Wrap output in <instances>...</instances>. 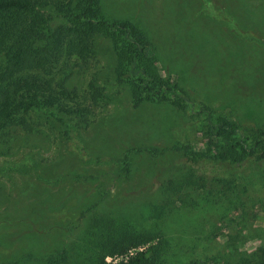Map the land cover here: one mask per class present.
<instances>
[{
  "label": "rangeland",
  "instance_id": "1",
  "mask_svg": "<svg viewBox=\"0 0 264 264\" xmlns=\"http://www.w3.org/2000/svg\"><path fill=\"white\" fill-rule=\"evenodd\" d=\"M217 4V0H97L95 7L106 24L127 21L150 37L155 44L156 56L149 55L155 75L171 78L194 103L264 131V24L252 19L260 30H232L234 38L230 37L222 29L232 26L230 15L238 12L221 16ZM218 19L220 26L214 21ZM48 22L55 26L64 20L52 17ZM113 32L95 34L84 55L60 59L50 74L28 72L47 80L56 97L54 83L62 75L61 68L68 74L66 86L72 90L68 103L84 107L86 120L75 127L83 149H68L59 127L45 119V113L18 114L13 123L1 128L0 264L18 262L19 254L43 256L52 245H69L81 235L87 220L102 216L118 215L137 229L149 227L151 219L136 215L137 203H114L116 198L140 192L165 197L166 185H159L158 175L173 177L175 187L187 177L188 166L175 165L173 160L183 152L181 148L202 151L208 145L199 131L202 114L181 112L169 92L162 94V100L135 95L130 83L115 74L113 41L126 39ZM136 63H145L142 50ZM169 145L180 150L163 152ZM212 154L210 145L206 157L195 160L192 167L201 175L203 187L181 188L178 193L184 194L188 205L173 207L157 220L167 240L165 258L168 262L255 264V249H264V158L220 162L210 158ZM50 169L62 174V183L45 193L41 182L49 186L57 177H47ZM213 169L218 174L211 176ZM9 195L20 203L44 200V225L17 235L25 224L3 220L21 206L18 202L9 206ZM43 240L45 249L39 248Z\"/></svg>",
  "mask_w": 264,
  "mask_h": 264
},
{
  "label": "trees",
  "instance_id": "2",
  "mask_svg": "<svg viewBox=\"0 0 264 264\" xmlns=\"http://www.w3.org/2000/svg\"><path fill=\"white\" fill-rule=\"evenodd\" d=\"M217 1V6H214L220 11L221 16H224V12L229 13L231 10L238 12L235 17L230 15L232 26H227L225 30L220 27L230 37L234 38L230 34L232 30L240 29L242 32L260 30L261 26L258 28L252 19L264 24V0ZM96 3L97 0H0V130L13 123L18 118V114L35 112L43 115L45 113V119H50L56 128L59 127L58 134L60 133L68 149L71 146L83 149L75 127L79 121L86 120L83 114L84 107L75 108L68 103V94L72 93V90L66 86L68 74L61 68L62 75L54 83L57 89V91L54 90L56 97L48 87L47 80H42L37 74L28 72L36 70L50 74L60 59L71 55H84V52L93 45L95 34L114 31L113 33H118L126 39L124 42L113 41L116 55L115 74L130 83V89L135 95H147L150 99L162 100V94L169 92L173 95V104L177 105L181 112L202 114L203 123L199 131L206 137L208 145L202 151L188 150L186 146L181 148L183 152L173 160L175 165L188 166L187 177L182 178L175 187L173 177L166 176V179L163 174L161 177V174L158 175L159 185H166L165 197L154 198L153 194L140 192L139 195L135 193L116 198L114 203H134V205L137 203L136 215L141 219H151L149 227L137 229L120 221L118 215L102 216L94 222L87 220L81 235L77 240H71L69 245L63 243L52 245L43 256L32 252L24 256L19 254L21 257L18 262L10 261L6 264H209V262L195 259L185 262H168L165 258L167 240L157 220L173 207L180 204L188 205L186 199H183L184 194L182 196L178 193L181 188L188 184H193L192 186L198 190L203 187V182L200 181V179L203 180L201 175L195 174L192 167L195 160L206 157L205 154L210 149V145L214 149V154L209 157L213 160L234 162L251 158L258 161L264 158V131L240 123L235 118L215 111L214 108L205 104L194 103L174 81H171V78L155 75L150 65L151 57L156 56L153 52L155 44L150 37L140 27L127 21L106 24L99 18ZM52 17H60L64 22L51 26L48 21ZM219 19L214 20L217 21V25L222 23ZM212 21L210 18V26L214 25ZM141 50L145 60L143 66L136 63V57ZM89 85L91 87L92 82ZM94 94H97L96 88H94ZM24 125L29 127L27 124ZM39 132L36 131V133ZM108 141L107 139L106 142ZM167 150L178 151L180 146L169 145L162 151ZM53 165L57 167L60 163ZM63 167L60 165V168ZM48 173L49 178L55 175L57 177L49 186L41 182L42 191L45 193L50 191L51 186L61 184L63 177L55 170L50 169ZM201 174L205 175V172ZM211 174L214 176L218 172L216 173L213 169ZM191 176L195 178L191 179ZM232 180L234 178L226 180L225 183ZM150 183L155 182L150 180ZM171 187L173 189L170 192L168 189ZM9 197V206L17 202L21 206L15 213L3 217V220L4 223L11 221L25 224L17 231V235L32 232L44 225V211H46L44 200L38 197L26 203H20L16 197L13 198L10 195ZM44 244L46 242L43 240L39 248L45 249ZM31 245L35 246V242L32 241ZM141 246L145 247L128 253L131 248ZM254 254L255 256L252 257L257 258L255 264H264V249L258 247ZM106 256H121V258L116 261H106ZM236 264H243V261L240 260Z\"/></svg>",
  "mask_w": 264,
  "mask_h": 264
},
{
  "label": "built area",
  "instance_id": "3",
  "mask_svg": "<svg viewBox=\"0 0 264 264\" xmlns=\"http://www.w3.org/2000/svg\"><path fill=\"white\" fill-rule=\"evenodd\" d=\"M137 249H140V247L131 248L130 250H128L129 251L128 253L130 254V253L134 252ZM118 258H121V256H106L105 260L106 261H116Z\"/></svg>",
  "mask_w": 264,
  "mask_h": 264
}]
</instances>
